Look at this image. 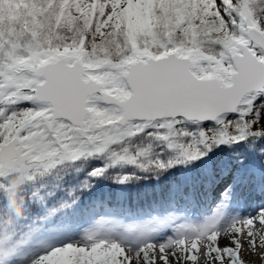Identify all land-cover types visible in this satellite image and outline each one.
<instances>
[{"label": "snow or ice", "instance_id": "1", "mask_svg": "<svg viewBox=\"0 0 264 264\" xmlns=\"http://www.w3.org/2000/svg\"><path fill=\"white\" fill-rule=\"evenodd\" d=\"M257 249L264 0H0V264Z\"/></svg>", "mask_w": 264, "mask_h": 264}, {"label": "trees", "instance_id": "2", "mask_svg": "<svg viewBox=\"0 0 264 264\" xmlns=\"http://www.w3.org/2000/svg\"><path fill=\"white\" fill-rule=\"evenodd\" d=\"M152 190L153 186L151 185H141L138 187H133L128 190L129 201L132 203L133 206H136L138 203L144 204L146 202L144 194L146 192L151 193ZM147 199L150 200L151 196L149 195Z\"/></svg>", "mask_w": 264, "mask_h": 264}, {"label": "bare ground", "instance_id": "3", "mask_svg": "<svg viewBox=\"0 0 264 264\" xmlns=\"http://www.w3.org/2000/svg\"><path fill=\"white\" fill-rule=\"evenodd\" d=\"M261 251H264V250L257 249L256 255H252L247 252L242 253V255L246 262H249L251 264H264V261L261 260L260 255H259V252Z\"/></svg>", "mask_w": 264, "mask_h": 264}, {"label": "rangeland", "instance_id": "4", "mask_svg": "<svg viewBox=\"0 0 264 264\" xmlns=\"http://www.w3.org/2000/svg\"><path fill=\"white\" fill-rule=\"evenodd\" d=\"M247 264H251V263L247 262Z\"/></svg>", "mask_w": 264, "mask_h": 264}]
</instances>
